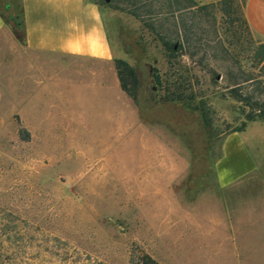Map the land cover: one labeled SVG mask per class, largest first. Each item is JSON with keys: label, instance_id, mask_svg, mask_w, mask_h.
Masks as SVG:
<instances>
[{"label": "rangeland", "instance_id": "rangeland-1", "mask_svg": "<svg viewBox=\"0 0 264 264\" xmlns=\"http://www.w3.org/2000/svg\"><path fill=\"white\" fill-rule=\"evenodd\" d=\"M238 3L229 15L219 3L179 15L201 45L220 41L228 52L203 59L202 49L191 59L201 65L182 58L193 94L184 102L160 99L154 69L162 77L167 64L156 36L100 6L114 59L139 83L137 105L130 99L113 132L111 122L91 117L92 93L81 80L53 74L107 68L28 50L22 29L16 38L6 22L20 12L19 0H0V264H135L142 254L158 264H264V161L227 188L214 174L224 134L251 122L253 103H264V39L242 25ZM43 70L50 72L45 100L27 107L28 82ZM237 77L253 79L244 84L249 102L225 89ZM83 111L89 118L79 125ZM34 126L40 137L30 136Z\"/></svg>", "mask_w": 264, "mask_h": 264}, {"label": "crops", "instance_id": "crops-1", "mask_svg": "<svg viewBox=\"0 0 264 264\" xmlns=\"http://www.w3.org/2000/svg\"><path fill=\"white\" fill-rule=\"evenodd\" d=\"M199 4H209L220 0H194ZM242 2L244 20L248 30L264 39V0H238ZM23 27V43L28 50L49 53L55 59L85 60L96 63L98 68L88 70L55 71L71 79L81 80L92 93L90 97L94 118H105L113 124L123 120L126 111L132 108L130 98L120 89L113 65L114 48L106 30L105 15L100 6L91 0H19ZM4 27L0 15V33ZM50 72L35 71L28 82L26 106L38 105L45 100V80ZM30 79V78H29ZM31 90V91H30ZM36 93V96H32ZM85 102V99H84ZM89 103V100H86ZM21 104L23 101L20 102ZM50 108V105H48ZM60 105V112L65 113ZM69 109V107H65ZM64 111V112H63ZM89 114L80 113L76 117L79 125ZM28 129L31 137H40L44 132L38 126ZM67 127H72L68 124ZM260 132V133H259ZM264 121L255 120L244 125L240 131L224 134L220 144V157L214 163V174L219 188L238 185L252 176L264 161ZM66 135V130H62ZM76 133L78 131L76 130ZM264 190V174L261 179Z\"/></svg>", "mask_w": 264, "mask_h": 264}, {"label": "trees", "instance_id": "trees-1", "mask_svg": "<svg viewBox=\"0 0 264 264\" xmlns=\"http://www.w3.org/2000/svg\"><path fill=\"white\" fill-rule=\"evenodd\" d=\"M98 6H107L119 12H124L138 20L144 28L154 34L164 51L167 71L162 77H159L157 70L154 69L153 79L156 84L162 89V102H184L191 101L193 94L188 88V77L190 69L183 64L182 58L191 59L203 49V59L208 51L222 50L224 55L228 52L224 49L220 41H208L207 44L199 43L200 39L193 33L194 25L187 24L180 19L179 15L182 12L190 11L197 6L194 0H91ZM233 0H220L214 3H219L220 13L229 15ZM214 3L202 4L199 9H206ZM9 8V5H6ZM241 18L242 25L248 30L243 16L242 2L236 5ZM2 17V16H1ZM3 19V18H2ZM6 22L10 23L13 34L17 38V30L22 29L21 9L18 14L8 16ZM215 29V28H213ZM215 31V30H214ZM191 35L194 41L191 40ZM191 63L201 65L202 60ZM116 77L119 82L120 89L137 105V91L139 83L136 77L135 70L124 60L113 59ZM168 77H175L173 81H168ZM237 82L225 87L228 94L238 100L249 102L253 97L243 94L246 89L244 84H249L253 81L252 78L237 77ZM257 81V80H255ZM264 91V86H261ZM256 101V100H253ZM257 107L255 116H248L247 121L262 120L264 121V103H253ZM244 127V125H243ZM242 127V128H243ZM242 128L240 130H242ZM231 130V131H240ZM230 132V131H229ZM219 154L218 158L220 157ZM217 158V159H218ZM264 174V170H263ZM263 177V175H262ZM135 264H158L149 256L142 254L134 261Z\"/></svg>", "mask_w": 264, "mask_h": 264}]
</instances>
